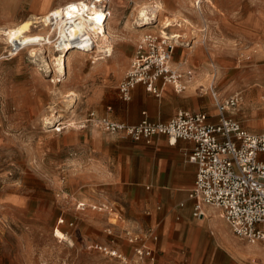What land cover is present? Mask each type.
<instances>
[{
    "label": "rangeland",
    "instance_id": "obj_1",
    "mask_svg": "<svg viewBox=\"0 0 264 264\" xmlns=\"http://www.w3.org/2000/svg\"><path fill=\"white\" fill-rule=\"evenodd\" d=\"M50 1L0 0V32L30 21L29 34H43L42 23L33 18L61 6H50ZM71 1L79 0L67 2ZM84 1L88 4L91 0ZM151 1L162 6L153 25L161 26L165 17L188 21L182 25V29L187 27V35L180 40L189 45L167 42L173 45L170 68L190 72L196 82L197 90L187 86L183 92L192 90L201 112L217 111L215 101L210 102L205 94L209 93L213 63L218 71L216 93L227 99L242 91L226 115L251 133L264 132V59L246 53L236 34L240 18L264 14V0H233L229 13L218 5L220 11L215 6V15L202 8L207 19L203 45L198 39L204 24L191 4H185L190 8L187 12L178 6V0ZM149 3L110 0V26L125 27L124 34L136 36L134 46L118 40L109 58L93 53L94 45L89 50L76 46L73 50L81 53L66 54L65 74L57 68L54 34L50 48L45 45L35 56L23 51L8 56L11 46L0 33V257L3 251L14 255L24 249L35 264H136L134 249L144 244L146 233L135 242H130L133 236L115 234L131 231L126 228L127 207L121 204V208L114 200L118 189L102 179L107 156L117 151L111 147V136L96 126L83 127L81 121L89 111L107 117L102 110L117 99V84L143 36L128 20L139 15V6ZM93 56L103 59L94 60ZM255 82L263 88H249ZM72 92L77 97L70 96ZM249 96H256L260 105L252 106ZM253 120L259 125L255 129ZM92 177L102 182L87 185ZM95 243L117 246L124 262L89 250Z\"/></svg>",
    "mask_w": 264,
    "mask_h": 264
},
{
    "label": "crops",
    "instance_id": "obj_2",
    "mask_svg": "<svg viewBox=\"0 0 264 264\" xmlns=\"http://www.w3.org/2000/svg\"><path fill=\"white\" fill-rule=\"evenodd\" d=\"M67 1L70 0H51L50 6ZM232 2L233 0H215L204 5L203 8H207L209 15H215L217 13L215 6L219 5L224 7L226 13H229ZM178 6L190 12L184 0H178ZM110 9L112 12V7ZM218 10L220 11V8ZM195 13L204 24L198 39V42L203 45L205 34L202 33L206 31L207 19L201 11ZM186 22L188 21L185 18L180 21L183 26ZM112 28L122 32L123 37L119 40H125L134 46L136 36L123 34L125 27ZM175 28L173 31L184 34L181 38L184 39L187 35V27ZM146 31L148 30L140 33L143 35ZM236 34L246 53L254 52L256 58L264 59V14L240 18L239 31ZM181 45L185 46L189 43L182 42ZM212 67L217 75L218 71L213 63ZM218 70L221 75H224L220 69ZM195 83V80H191L188 88L197 90V87L194 88ZM261 84L255 82L248 86L263 88ZM157 85L159 86V83ZM215 86L216 84L210 92L209 88H212L210 83L208 88L210 94L205 91L206 97L208 95L210 102L216 99L219 102L224 101L223 96L216 93ZM249 97L252 106L260 105L256 96ZM262 100L264 102V95ZM199 109V100L194 97L192 90L176 93L171 86H165L160 95L155 96L144 91L142 85H136L131 91L129 101L124 102L117 96L114 102L102 110V114L117 122L135 125L142 120L143 113L149 121L158 123L168 121L179 110L201 112ZM204 114L210 122L218 121L217 111L213 110ZM237 122L240 124L239 121ZM252 122L257 124L252 127L253 129L259 126L256 120ZM240 126L246 129L241 124ZM109 136H111V147L117 152L113 156H107V164L103 169L101 168L104 172L102 179L118 189V195L114 200L118 201L121 208V204L126 205L128 213L126 228L131 230L115 231L117 232L115 234L119 236L121 233L127 234L137 241L138 237H143L146 233L143 237V240L145 239L143 245L153 249L157 264H264V253L260 248L236 238L218 209L204 207L203 218L192 216L193 201L189 198V193L195 182V165L188 161L194 146L192 142L176 140L174 144H169L165 136H155L150 143H145L144 141L133 142L129 138L115 135ZM102 179L92 177L87 185L101 183ZM143 240L140 239L141 242ZM133 246H137V243ZM112 247L122 253L117 246L112 245ZM0 264H35V261L25 254L24 249H21L14 255L3 251ZM136 264L146 263L137 259Z\"/></svg>",
    "mask_w": 264,
    "mask_h": 264
},
{
    "label": "built area",
    "instance_id": "obj_3",
    "mask_svg": "<svg viewBox=\"0 0 264 264\" xmlns=\"http://www.w3.org/2000/svg\"><path fill=\"white\" fill-rule=\"evenodd\" d=\"M109 1L94 0L89 6H101L108 16ZM125 1L128 4L134 2ZM147 1L152 4L151 0ZM213 1L194 0L193 9L200 11ZM150 11L148 16L151 17ZM140 20L139 15L130 19L132 24ZM168 41L155 33L145 32L141 36L135 45L129 68L117 84L120 100L129 101L136 85H142L155 96H159L165 86H171L176 93L186 89L193 74L170 68L173 45H169ZM72 42L79 47L82 42H88L89 48L96 47L95 42L85 34ZM17 52L11 46L8 56H15ZM100 53L108 57V52ZM238 97L232 95L220 102L216 99V123L210 122L202 112L185 110H179L168 121L158 123L149 121L143 113L144 117L135 125L89 111L81 123L83 127L96 126L108 135H119L133 142L150 143L155 136H165L169 144H174L176 140L192 142L194 146L188 156V161L195 165V182L189 193L193 201L192 216L203 218L204 207L218 209L236 238L257 245L264 253V132L251 133L226 116V111L236 106ZM135 240L130 239V242ZM88 249L124 262V257L112 246L95 243ZM134 250L139 261L157 264L152 248L140 245Z\"/></svg>",
    "mask_w": 264,
    "mask_h": 264
},
{
    "label": "bare ground",
    "instance_id": "obj_4",
    "mask_svg": "<svg viewBox=\"0 0 264 264\" xmlns=\"http://www.w3.org/2000/svg\"><path fill=\"white\" fill-rule=\"evenodd\" d=\"M89 2L87 4L84 0H79L66 2L65 4L62 3L63 5L60 4L61 6L53 8L42 16H35L33 19L39 20L42 23L44 30L43 34H29V28L31 26L30 21H24L19 25L6 28L0 33L5 37V42L18 51L17 54L23 51L22 53L24 55L30 53L33 56L36 55L38 50L40 51L41 49H44L45 45H48L47 49L50 48L49 46L54 43L51 41V35L54 34L57 36L54 43V46L57 48L55 51L59 53V57L56 58L57 68L60 70V74H65V72H67L65 62H69L68 58L65 61L66 54L81 53V51L76 49L73 50V48L76 47L72 42L73 39L83 34L87 35L88 39L95 42L96 49L93 50V53L108 52L107 55L109 58L113 54L114 43L123 37V35L121 36L122 32H119L110 26L112 13L109 6L107 16V13L101 8V6L95 4L91 7L89 6L94 0ZM184 3L186 5L193 4L191 0H184ZM152 7L154 8L150 9ZM137 9L141 20L137 24L131 23L133 29L143 32L144 30L156 27L153 33L159 34L160 36L162 35L164 39H168L174 45L182 44L180 39L184 37V34L175 33L173 31V28L175 27H182V24L177 19L165 17L161 20V26L158 23L153 25V23L158 21V13L162 9L161 4L149 3L139 6ZM149 11L151 12V17L148 16ZM97 17H99V19H97ZM34 46H38V48H35ZM78 47L79 46H77V48ZM79 48L84 50L93 49L89 48L88 42H82V45ZM95 56H93L94 60L103 59V57L96 58ZM217 76L218 75H216L214 69V73L211 75L212 88H209L210 92H212L211 89L214 88L213 86L217 80ZM59 81H61V79ZM211 94L214 97V94ZM234 95L240 96L241 93H236ZM70 96L75 98L76 95L72 92ZM71 101H75V99L71 98ZM56 130H58V127Z\"/></svg>",
    "mask_w": 264,
    "mask_h": 264
},
{
    "label": "snow or ice",
    "instance_id": "obj_5",
    "mask_svg": "<svg viewBox=\"0 0 264 264\" xmlns=\"http://www.w3.org/2000/svg\"><path fill=\"white\" fill-rule=\"evenodd\" d=\"M97 19H99V17H97Z\"/></svg>",
    "mask_w": 264,
    "mask_h": 264
}]
</instances>
